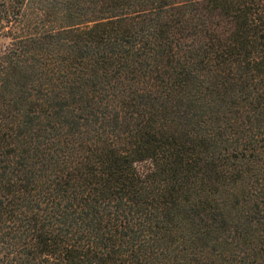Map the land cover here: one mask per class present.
<instances>
[{
	"label": "trees",
	"instance_id": "16d2710c",
	"mask_svg": "<svg viewBox=\"0 0 264 264\" xmlns=\"http://www.w3.org/2000/svg\"><path fill=\"white\" fill-rule=\"evenodd\" d=\"M0 264H264V0H0Z\"/></svg>",
	"mask_w": 264,
	"mask_h": 264
}]
</instances>
